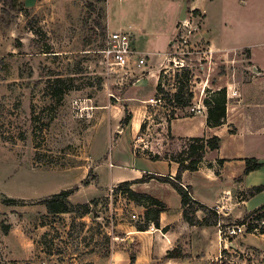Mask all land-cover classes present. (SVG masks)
<instances>
[{
    "label": "rangeland",
    "instance_id": "374dc122",
    "mask_svg": "<svg viewBox=\"0 0 264 264\" xmlns=\"http://www.w3.org/2000/svg\"><path fill=\"white\" fill-rule=\"evenodd\" d=\"M53 1L55 8L46 15L26 11L17 0L0 2V28L10 48L0 54V199L17 201L0 203V264H91L106 257L123 236L122 227L141 222V211L123 188L116 185L112 195L107 189L87 203L86 215L75 206L49 215L41 201L97 175V184L73 199L86 202L112 181L120 157L129 155L122 142L114 144L109 136L125 111L130 117L132 111L136 116L144 112L143 129L130 145L136 156L176 155L187 141L168 137L167 120L189 109L188 93L210 95L206 89L200 93L199 84L210 55L194 33L185 36L186 44L168 48L155 77L144 70L121 80L122 73L108 72L97 54L108 33L105 4ZM155 83L160 93L156 87L152 92ZM179 88L187 106L176 102ZM58 93L62 96H53ZM112 152L117 158L107 159ZM262 220L264 212L247 218L246 224L261 227L252 234L262 235ZM229 222L222 219V225ZM248 241L259 244L254 236ZM247 257L230 249L222 252V264Z\"/></svg>",
    "mask_w": 264,
    "mask_h": 264
},
{
    "label": "crops",
    "instance_id": "0c3cea01",
    "mask_svg": "<svg viewBox=\"0 0 264 264\" xmlns=\"http://www.w3.org/2000/svg\"><path fill=\"white\" fill-rule=\"evenodd\" d=\"M17 1L26 11L44 15L56 4L53 0ZM68 1L73 3L75 0ZM104 4L107 32L126 31L132 36L133 48L147 58L144 70L148 77H155L157 65L165 59L172 45L183 6L186 5V13L192 11L201 18L200 28L193 36L210 55V67L204 68L200 93L206 89L211 95L225 89V121L219 127H208L203 105L205 97L200 94L196 98L193 93L189 109L170 120L164 128L168 137L178 142L198 137L220 140L218 149L206 152L195 172L182 173L181 183L190 188L193 201L214 209L221 222L224 218L230 220L229 223L241 221L264 203V190L248 196L250 189L264 187V0H106ZM9 49L0 28V54ZM155 87L156 83L152 85V92ZM191 108L201 112L192 113ZM141 113L136 116L132 111L126 127L117 124L110 132L111 142H122L129 152L123 159L119 156L121 160L117 167L120 171L106 187L100 188L97 195L86 202H73L82 189L91 188L98 182L97 175L88 185L82 184V179L80 185L69 188H77L68 196L69 204L89 203L107 189L123 182H135L143 174L176 175L178 164L164 158L150 160L147 156H136L132 151L131 142L144 118V112ZM115 158L113 152L107 156L109 160ZM247 159L256 160L261 168L243 175ZM130 188L166 205L167 210L159 216V228L137 231L131 223L123 226V236L118 238L111 252L106 257L93 259L91 264H129L130 253L135 254L134 264H220L218 256L230 249L250 254L252 260L232 258L229 264L232 261L264 264V234H245L223 242L217 222L208 226L190 225L183 219L181 198L168 183L151 179L134 183ZM130 204L141 211L140 215L143 213L142 207ZM207 217L202 210L195 213L199 222ZM253 236L258 238L259 244L248 241ZM172 250L178 252V257L167 258Z\"/></svg>",
    "mask_w": 264,
    "mask_h": 264
},
{
    "label": "trees",
    "instance_id": "16d2710c",
    "mask_svg": "<svg viewBox=\"0 0 264 264\" xmlns=\"http://www.w3.org/2000/svg\"><path fill=\"white\" fill-rule=\"evenodd\" d=\"M99 3H105L106 0H96ZM0 2L5 3L6 0H0ZM4 10H2V13ZM1 18V17H0ZM98 27H101L100 24H98ZM102 31H105V29H102ZM57 84H62L63 81L60 79H56L55 81ZM182 87V86H181ZM184 87V86H183ZM156 92L160 93L161 88L160 84L156 86ZM178 95H176V102L182 106H187L188 102H181L182 96L180 95L182 92V88H179ZM61 97L62 93H58L57 95ZM188 99H192L193 95L191 93H188L187 95ZM203 105L206 108L207 113V119L206 123L207 126L210 128L219 127L221 126L226 117V92L225 89H221L217 92L212 93L207 98L203 100ZM124 118L120 121L121 128H124L128 125L131 117L130 115L125 111ZM173 115V114H172ZM176 117H171L167 120V123L174 119ZM143 129V125L140 126L139 131ZM220 140L217 137H212L209 139H206L204 137H198V138H190L187 140V145L176 155H172L170 157H164L165 160H169L170 162H174L178 164V170L174 177L172 176H155L151 174H143L141 179L135 181V182H123L118 184L119 187L123 188L124 192L126 193L128 199L134 203L135 205H138L142 207L143 213L141 214V221L142 223H136L133 224L135 229L137 231H145L148 229V226L152 224L155 228H159V216L162 212L167 210L166 205L158 201L157 199L142 193H136L131 190V185L134 183H145L148 182L151 179H156L163 183H168L180 196L181 198V207H182V215L183 219L190 225L195 224H203V225H212L218 222L219 216L216 214L214 209H207L206 207L200 205L199 203L195 202L191 198V191L189 187L183 188L181 183V176L183 172H195L200 163L203 160V157L206 152L208 151H214L218 149ZM148 158L150 160H160L161 157L158 155L151 156L149 155ZM261 168V165L256 162L254 159H247L246 160V167L244 169L243 175H247L249 172L259 170ZM82 184L88 185V182L85 180ZM77 188L68 189L61 191L58 194L52 195L50 198H47L43 201H41V204L44 205L47 214L49 215H59V214H65L70 211L71 208L74 206L76 208H82L84 210V215L88 214V204H82V205H71L68 203L67 198L69 195H71L74 191H76ZM264 190L263 186L254 187L249 190L248 196H254L255 194H258ZM0 203L4 205H13L16 204L17 201L10 198H3L0 199ZM198 210H202L208 214L207 218H204L202 222H199L195 218V213ZM264 212V203L257 209L253 210L252 212L248 213L241 221L235 222L238 225L246 223V220L249 216L253 214H258ZM251 233L250 231H248ZM4 233L6 231L4 230ZM261 234H264V231L261 232ZM178 257V252L176 250H172L168 252L167 258H176ZM130 263L134 264L135 260V254L130 253L129 255Z\"/></svg>",
    "mask_w": 264,
    "mask_h": 264
},
{
    "label": "built area",
    "instance_id": "2783aa9c",
    "mask_svg": "<svg viewBox=\"0 0 264 264\" xmlns=\"http://www.w3.org/2000/svg\"><path fill=\"white\" fill-rule=\"evenodd\" d=\"M201 18L195 15L192 11L185 14L184 19L179 21L177 31L175 33L174 40L172 41V47L178 48L179 45L186 44L187 41L184 39L186 35H191L197 32L200 28ZM97 54L100 55V64L104 66L108 72L122 73L121 80L133 77V74L137 72H143L147 66L146 56L140 54L132 46V36L126 31H114L108 32L103 40L102 47ZM174 60V57L172 58ZM180 58L179 66H183L184 60ZM158 102L160 100L158 99ZM190 112L200 113V109L191 108ZM183 188H186L182 185ZM115 188H109V192L112 195L115 193ZM134 218V216H133ZM142 223V221L140 222ZM263 225L264 220L260 221ZM218 234L220 239L230 241L232 238L237 236H244L245 234L258 233L260 226L257 222L251 224L244 223L241 225L235 223H228V225H222L220 219L217 222ZM148 230L155 231V227L150 224ZM250 231L251 233H249ZM112 250V249H111ZM218 262L222 264V253L218 256Z\"/></svg>",
    "mask_w": 264,
    "mask_h": 264
},
{
    "label": "water",
    "instance_id": "95a60500",
    "mask_svg": "<svg viewBox=\"0 0 264 264\" xmlns=\"http://www.w3.org/2000/svg\"><path fill=\"white\" fill-rule=\"evenodd\" d=\"M185 14H186V5L183 6V9L181 11V15L179 17V21H182L184 19Z\"/></svg>",
    "mask_w": 264,
    "mask_h": 264
}]
</instances>
